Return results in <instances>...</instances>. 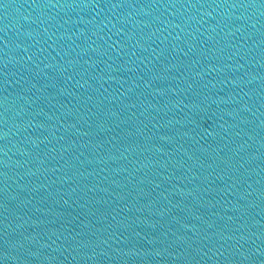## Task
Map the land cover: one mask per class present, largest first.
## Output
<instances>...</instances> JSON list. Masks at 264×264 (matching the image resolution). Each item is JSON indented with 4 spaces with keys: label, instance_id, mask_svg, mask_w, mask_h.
<instances>
[{
    "label": "water",
    "instance_id": "1",
    "mask_svg": "<svg viewBox=\"0 0 264 264\" xmlns=\"http://www.w3.org/2000/svg\"><path fill=\"white\" fill-rule=\"evenodd\" d=\"M0 264H264V0H0Z\"/></svg>",
    "mask_w": 264,
    "mask_h": 264
}]
</instances>
